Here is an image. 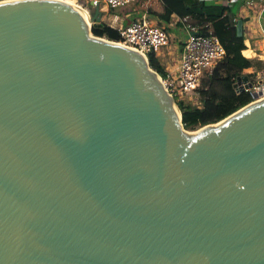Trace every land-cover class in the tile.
<instances>
[{
  "label": "water",
  "instance_id": "obj_1",
  "mask_svg": "<svg viewBox=\"0 0 264 264\" xmlns=\"http://www.w3.org/2000/svg\"><path fill=\"white\" fill-rule=\"evenodd\" d=\"M86 12L0 2V264H264V98L192 134Z\"/></svg>",
  "mask_w": 264,
  "mask_h": 264
},
{
  "label": "trees",
  "instance_id": "obj_2",
  "mask_svg": "<svg viewBox=\"0 0 264 264\" xmlns=\"http://www.w3.org/2000/svg\"><path fill=\"white\" fill-rule=\"evenodd\" d=\"M163 10L158 14L160 23L168 25L172 15L188 17L190 25L197 27V33L212 34L224 47V57L218 61L206 76L204 87L196 89L198 105L174 98L181 114L184 129L192 130L216 123L240 107L250 102L247 91H236L233 84L242 71L251 66L249 59L241 51L245 48L244 36L236 34L237 11L226 0H160ZM109 11H114L110 8ZM167 28V26H165ZM94 36L120 41L119 32L102 21L91 24ZM147 61L158 76L166 72L154 53H149Z\"/></svg>",
  "mask_w": 264,
  "mask_h": 264
},
{
  "label": "built area",
  "instance_id": "obj_3",
  "mask_svg": "<svg viewBox=\"0 0 264 264\" xmlns=\"http://www.w3.org/2000/svg\"><path fill=\"white\" fill-rule=\"evenodd\" d=\"M1 1V0H0ZM92 7L99 5L102 1L109 8L118 9L134 5L138 0H84V11H87L89 2ZM234 0H226L224 4L230 5ZM180 22L189 21L188 17L179 18ZM261 30L264 38V6L260 15ZM155 23L146 11L139 12L125 26L119 27L120 39L133 43L138 52L146 59L149 53L159 51L168 44V35L164 25ZM188 36L182 45L179 64L174 74H167L161 78V83L166 92L174 98L189 100L202 77L207 76L215 64L225 54L224 47L218 38L212 34L202 35L197 33V27L187 25ZM247 48V47H246ZM262 61L264 62V44L262 50ZM256 82L249 88H243L250 96V102L264 98V72L255 74Z\"/></svg>",
  "mask_w": 264,
  "mask_h": 264
},
{
  "label": "crops",
  "instance_id": "obj_4",
  "mask_svg": "<svg viewBox=\"0 0 264 264\" xmlns=\"http://www.w3.org/2000/svg\"><path fill=\"white\" fill-rule=\"evenodd\" d=\"M153 2L155 3V0H153ZM159 2L160 5L157 6L156 10H154L156 12H153L148 10V5H152L150 4V0H138L134 5L129 6V8H122L124 10L121 11L118 10L121 8L109 11L110 8L101 1L99 4V9L102 12L101 21L107 23L114 29H118L121 26L127 25L129 21L132 20L139 12L146 11L153 22L167 27H171L173 25V28L183 27L188 36L187 25L190 23L180 22L179 18L175 15L170 17L168 25L159 22L158 14H160L163 10L162 3L160 0ZM263 6L264 0H245L243 5H241L237 11L236 19H243L241 34L244 36L243 43L245 48L241 51V53L251 62V66L244 69L242 74L245 73L249 76L264 72V62L261 57L264 38L260 22V15L263 12ZM183 43L184 41L179 39L177 40L176 45H173L171 48H166L164 52H154L167 74H174L176 72Z\"/></svg>",
  "mask_w": 264,
  "mask_h": 264
},
{
  "label": "rangeland",
  "instance_id": "obj_5",
  "mask_svg": "<svg viewBox=\"0 0 264 264\" xmlns=\"http://www.w3.org/2000/svg\"><path fill=\"white\" fill-rule=\"evenodd\" d=\"M64 1L76 3L81 8L83 7L85 9V7L83 6V4H85L84 0H64ZM244 2H245V0H235V1H233L231 3V7H232V9L234 11H238L240 6L243 5ZM150 4H152V5H148V10L156 12L154 10H156L157 6L160 5V2H159V0H155V3H154L153 0H150ZM122 8H129V6L121 7V9H118V10L119 11L124 10ZM187 22L189 23V21H187ZM183 23H185V22H183ZM171 28H173V25L171 27L169 26V27L166 28V30H167L166 33L168 35V44L166 46L162 47L161 49H159V51H161V52H164V50L166 48H168V47L171 48L173 45H176L177 44V40L181 39V40H183L185 42V40L187 38L186 31L183 29V27L173 28V29H171ZM241 75H243V74H241ZM244 75H247V74L244 73ZM247 76L249 77L250 86H251L252 83H255L257 81L256 80L257 77L255 75H250V76L247 75ZM205 80H206V76L202 77L197 88L202 87L204 85ZM250 86L247 85L246 88H249ZM197 98H198L197 94L195 93V94H192V98L191 99L185 100V101H187L188 103H190L192 105H198V99ZM199 129H200V127L196 128V129L189 130V131L195 132V131H197Z\"/></svg>",
  "mask_w": 264,
  "mask_h": 264
},
{
  "label": "bare ground",
  "instance_id": "obj_6",
  "mask_svg": "<svg viewBox=\"0 0 264 264\" xmlns=\"http://www.w3.org/2000/svg\"><path fill=\"white\" fill-rule=\"evenodd\" d=\"M2 1H8V0H1L0 2H2ZM59 1H62V2H65V3H67V4H70V5H73V6H75L78 10H79V12H82V13H85V14H87V12L86 11H84V9H82L79 5H77L76 3H72V2H68V1H64V0H59ZM105 23V22H104ZM107 24V23H106ZM108 25V24H107ZM157 77H158V79H159V81L161 82V78L157 75ZM200 130V129H199ZM198 131V130H197ZM197 131H195V132H192V134L193 133H196Z\"/></svg>",
  "mask_w": 264,
  "mask_h": 264
}]
</instances>
